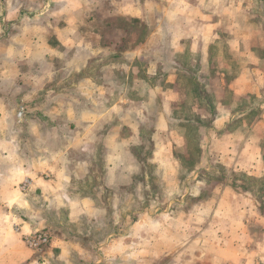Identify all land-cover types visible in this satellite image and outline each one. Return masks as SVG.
I'll return each mask as SVG.
<instances>
[{
	"label": "crops",
	"instance_id": "obj_1",
	"mask_svg": "<svg viewBox=\"0 0 264 264\" xmlns=\"http://www.w3.org/2000/svg\"><path fill=\"white\" fill-rule=\"evenodd\" d=\"M19 4V0H0V118L15 119V111L3 107L4 101L24 94L29 103L24 125L15 122L4 127L0 119V261L35 263L22 236L43 225L39 221L42 212L76 211L85 217L115 210L114 201L109 199L107 207L99 196L108 193L127 198L134 181L143 186L140 170L147 159L137 156L140 145L150 147L151 164H180L176 149L188 146L192 130L186 132L187 121H170V107L183 109L189 103L200 120L209 118L198 129L203 132L199 158L182 178L178 209L200 210L184 207L182 201L192 194V184L209 170L212 154L230 169L264 178L260 139L241 134L260 130L259 118L250 125L242 119L249 114L260 116L262 108L264 0H121L117 4L125 5L120 13L123 18L152 27L144 41L124 49L121 41L101 46L93 38V45L87 43L84 19L77 21L73 13L69 14L75 22L68 18L62 25H47L43 30L50 33L49 38L35 40L29 31L33 25L28 28L25 22L28 13ZM58 35L56 44L52 37ZM153 37L156 42L150 43ZM71 72L76 76L69 77ZM186 84L194 88L186 91ZM204 85L207 90L203 91ZM205 93H216L213 105H200ZM246 97L253 100L252 106H244ZM62 116L67 121L57 118ZM61 131L68 139H59L60 146L53 150V140ZM28 133L32 150L26 156L19 149L22 136ZM144 178L147 181V175ZM25 182L29 190L21 193L19 186ZM224 187L211 195L222 192L237 201L228 203L233 215L222 220V227L240 229V233L228 239L236 248L227 247L224 259L215 264H264V205L250 200L239 204L240 193L233 186ZM126 201L123 210L132 212V201ZM14 210L28 213V219L18 213L13 216ZM209 211L211 217L212 206ZM13 225L17 232L11 230ZM128 227L132 232L133 223ZM251 228L258 231L251 232ZM125 238L133 240L132 236ZM92 239L55 233L51 256L44 257L43 264H70L71 256L85 258L89 252L82 245L95 242ZM226 240L222 236L219 242ZM205 251L174 261L214 264L206 247ZM127 260L134 264L133 255Z\"/></svg>",
	"mask_w": 264,
	"mask_h": 264
},
{
	"label": "rangeland",
	"instance_id": "obj_2",
	"mask_svg": "<svg viewBox=\"0 0 264 264\" xmlns=\"http://www.w3.org/2000/svg\"><path fill=\"white\" fill-rule=\"evenodd\" d=\"M19 1V5L26 12V16L28 13L29 17L25 19V22L28 23V28L33 25V28L29 31L35 40L45 41L46 38H49L50 33L48 34L43 30L47 25L56 27L57 23L62 25L68 18L69 22H75L69 13L75 14V17L72 16L77 21H81V17H83L85 28L88 30L86 42L90 43V45H93L94 38L95 42L101 46H106L109 41H116V43L121 41V49L130 45L135 46L144 41L147 37V31L152 28L151 25L146 26L141 20H128L123 18L124 16H121L122 14L120 13L126 10L125 5L122 4L119 6L117 4L121 0H57L58 2L53 3L52 0ZM93 32L95 34H98V32L104 34L95 36L92 35ZM52 39L56 44L57 41L60 42L59 35L53 36ZM156 39L153 37L149 41L150 43H155ZM73 76H76V74L71 72L69 77ZM205 86L201 87V90L203 88L207 90ZM192 88H194L193 84L185 85L186 91ZM215 94L205 93V98L202 99L201 104L200 100H198V103L203 107L213 105L214 99L212 98L215 96L212 95ZM23 95L21 94L15 100L9 99L3 102V107H12L15 111V119H12L11 116L0 118L5 124L4 127L14 126L15 122L17 125L27 123L26 116L29 103ZM165 102L166 104L168 103L167 98ZM243 102L245 107L252 106L254 103L248 97L244 98ZM257 104L255 102V106ZM260 104L262 107L261 112H259L260 116L255 113V115L249 114L242 119L245 125H250L254 119L259 118L257 125H260V130L256 129L252 131L251 129V131H244L241 134L242 136H246L247 139H260V154L262 162L264 163V96ZM188 105L189 103L183 109H171L170 107V121L173 122V119L176 118L187 121L189 127H186V132L187 129L192 130L188 133V146L183 147L181 145L176 149L175 155L180 160V164L171 163V161H169L170 163L166 161L161 164H151L152 155L150 153V147L145 149V147L142 148L143 145H140L139 148H141V151L137 156L147 159V161L150 160V162L146 161L147 164L142 165L140 170L143 175V186L140 188L139 181H134V187L132 191L130 190L132 195L127 196V198L124 195L114 196L108 195V193L99 196V199L107 207V201L109 199L114 201L113 206L116 208L115 210L89 213L85 217H82V213L79 214L76 211L64 212L55 210L46 211V213L42 212V219L39 221L43 225L36 226L32 233L22 236L26 248L32 251L36 257L34 259L36 261L33 264H43V258L51 256V239L55 233L60 236L62 232L73 237L79 236L81 239L85 238L88 240L93 238L95 240L93 243H83L84 245H82L84 251L89 252L88 256H85V258L71 256L72 258L69 260L70 264H128L127 259H129L130 255H133L134 264L136 262L138 264H183V260L174 261V258L187 259L191 257L192 252H206L205 247L212 255V261L215 264L221 261V259H224L223 254L226 253L224 251L227 247L236 248V244H228V239L230 237L235 239L236 234L240 233V229L231 228L230 231L228 227L223 229L222 220H229V216L233 215L228 203L237 200L229 194L224 195L221 192L218 195L216 193L220 191L221 187L225 188L224 185H227V188L228 186H233L240 193L241 200H238L239 204H246L250 200L263 206L264 178L250 176L246 171L237 168L230 169L228 168L230 166H227L216 155L212 154L210 155L209 170L206 171L203 179L201 178L192 184V194L188 195L182 201L184 207L198 206L200 210L192 212V210L188 211V208L178 209L179 203L177 201L181 198L178 193L183 188L182 178L186 175V172L192 170L194 163L198 162L200 152L198 145H200L203 133L200 130L198 131V129L202 125L204 126L209 123V118L200 120L198 115L192 113ZM20 107L24 108V114L21 119L17 117ZM57 118L67 121L65 116ZM7 132L10 135L13 133L5 131V133ZM19 133L21 135V132ZM29 134L26 135L27 137L22 136L23 141L20 142L19 149L21 154H25L26 156H29L32 150V144L29 142ZM64 138L65 140L68 139V134L66 135L63 131L56 134V140H53V150H57V147L60 146L59 139L64 141ZM0 155H3L2 149H0ZM206 167L209 166L206 165ZM135 173H138V171ZM146 175L148 177L147 181L144 178ZM23 184L19 186L21 193L29 190L28 183L27 186ZM188 186L191 187L190 182ZM214 192L216 193L212 196L211 194ZM145 193L147 194L145 195ZM241 194H245L246 196ZM125 199L127 200L126 202L132 201L131 205L134 208L132 212L123 210V207H125ZM211 206L213 207V212L210 217L209 208ZM126 207H130V205H126ZM141 209L144 210L142 211ZM14 212L12 213L13 216L17 215L18 210H14ZM18 214L28 219V213L21 212ZM130 223H133L132 232L129 231L130 229H127ZM12 228L14 232H17V226L13 225L11 230ZM256 229L251 228V232L258 231ZM261 229L264 231L263 227ZM126 231L127 234L125 233ZM41 233L48 235L49 240L47 244L38 249L29 248L24 238ZM110 233L113 235L105 239ZM125 235L127 237L132 236V242L126 241ZM222 236L227 238L224 244L219 242ZM203 238H206L213 244H205ZM107 239L108 242H106ZM57 261L60 262L61 260ZM188 262L189 260L185 261V263ZM10 263V260L1 258L0 264Z\"/></svg>",
	"mask_w": 264,
	"mask_h": 264
},
{
	"label": "built area",
	"instance_id": "obj_3",
	"mask_svg": "<svg viewBox=\"0 0 264 264\" xmlns=\"http://www.w3.org/2000/svg\"><path fill=\"white\" fill-rule=\"evenodd\" d=\"M24 114V108L20 107L18 110L17 117L21 119ZM24 186H27V183L23 184ZM26 245L29 248L32 249H38L42 247L43 245L47 244L49 238L48 235L45 233L37 234V235H32V236H27L24 238Z\"/></svg>",
	"mask_w": 264,
	"mask_h": 264
}]
</instances>
